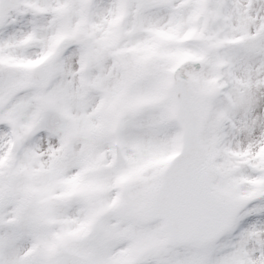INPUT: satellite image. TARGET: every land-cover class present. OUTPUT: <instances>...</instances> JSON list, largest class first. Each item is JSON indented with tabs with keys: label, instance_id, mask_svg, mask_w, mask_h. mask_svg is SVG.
Instances as JSON below:
<instances>
[{
	"label": "snow or ice",
	"instance_id": "snow-or-ice-1",
	"mask_svg": "<svg viewBox=\"0 0 264 264\" xmlns=\"http://www.w3.org/2000/svg\"><path fill=\"white\" fill-rule=\"evenodd\" d=\"M0 264H264V0H0Z\"/></svg>",
	"mask_w": 264,
	"mask_h": 264
}]
</instances>
